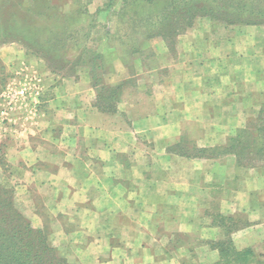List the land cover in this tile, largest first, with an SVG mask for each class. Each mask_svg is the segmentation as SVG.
Here are the masks:
<instances>
[{
  "label": "crops",
  "instance_id": "1",
  "mask_svg": "<svg viewBox=\"0 0 264 264\" xmlns=\"http://www.w3.org/2000/svg\"><path fill=\"white\" fill-rule=\"evenodd\" d=\"M202 18L191 27L192 29L187 34L180 36L176 45H172L170 41L162 37L144 40L140 43L141 51L147 50L152 53L156 70L167 71L160 83L157 80L154 81L153 86L160 84L161 88L158 93L154 91L151 93L148 88L143 92L144 96L146 95L149 101L154 103L153 112L132 116L130 109L144 107L139 98L136 101L120 103L118 113L100 111L93 104V98L96 95L94 88L88 85L87 87L80 86L78 81L66 78L65 88L71 91L68 92L66 89L69 95L58 94V101L52 100L57 103L54 114H52L53 118L58 121L53 125L57 124L67 130L70 126V116L74 113L77 124L74 135L55 136L52 129L54 127L41 121L39 122L41 128L39 126L36 128V134L31 135L32 132L25 129L22 136L24 134L26 136H21V140H18L20 136H15L17 137L15 151L18 152V157H24L22 155L24 153L23 143L28 148L26 150L29 154L27 168L34 177L32 180L34 185L38 184L39 177H41L40 179L43 180L39 184L50 186L52 190L60 191L61 189L66 193L65 186L74 191L79 189L84 200H80L77 204L86 203L92 207H98L103 200L107 199L108 204L123 207L153 206L179 208L181 212L188 210L190 214L184 216V213L177 221L186 225L183 227L186 232L198 230L191 209V207H196V189H199L200 193L205 196L203 202L197 200V204L210 207L212 202L209 192H203L205 187L200 185L201 182L196 181L195 175L200 174V170L196 167L198 161L176 153L166 154L168 161L163 169H167L171 177L167 182L157 180L158 178L148 179V173H152L148 167L140 169L137 165V168H127L121 161H117L116 153H129V158L134 161L136 150L142 151L140 147L135 148L139 143L144 145L145 141H155L162 148L172 146L182 142L183 129H190L189 126H194L195 123L200 128L218 131V135L222 132L220 142H228V132L245 125L247 121L248 123L255 122L258 112L264 110V26L227 25L209 17ZM139 57L133 59L135 68L137 71L140 70L138 75H144L146 82H151L148 75L151 73L144 72V58L141 55ZM144 78L140 76V79ZM73 83H75L74 87ZM39 133L44 137L35 140ZM44 141L45 144L64 143L63 147L60 146L62 153L57 155L49 148L42 146L41 143ZM75 143L77 147L82 145L85 150L84 155L73 148ZM234 160H236L235 157ZM43 162L56 166V170L47 171V168L42 166ZM71 162H79L75 168L68 166L66 172L68 175H74L76 188L72 187L62 175L63 169L66 168L63 165ZM235 162L234 166L225 167V172L227 173L229 169L233 175L231 178L233 182L231 180L230 187L225 186L224 188L226 192L222 199L223 207L234 206L232 211L244 209L251 216V223L244 230L240 229L232 235V240L238 251L250 247L257 250L259 245L264 243V169L238 165ZM179 163H181L180 166ZM115 166H117L116 169ZM204 173L217 184H224L223 167H219L215 173L212 168H206L202 174ZM113 175L114 179H111L112 182L109 183V176ZM117 177L121 179L118 180ZM179 177L188 179L184 186L177 187L172 183L174 178ZM123 178L135 182L138 188L134 190H137V193L140 190L145 193L146 197L141 198L140 193L141 197L136 196V193L123 187L122 182L126 181ZM114 180L117 184L113 186L111 184ZM110 193L115 197H111ZM240 195L246 196L241 206L237 201ZM116 213L117 211L111 212L107 216H113ZM120 215L126 217L124 214L120 213ZM159 215L156 211L153 217L146 218V221L150 219L154 222ZM127 218L129 220L131 217L127 216ZM131 221L132 223L137 222L136 228H130L127 224L126 226L117 224L114 220V224L108 221L113 225L110 232L105 231L106 234L103 235L102 229L104 228H101L100 237L109 233L104 240L107 242L104 246L108 248L106 249L108 258L106 256L104 260H98V264H119V259L110 257L116 247L111 246L112 240L120 239L122 243L128 240L125 245L129 241L145 236L162 240V237L152 230L149 233L141 231L138 226L143 225V222L139 218H132ZM164 221L167 224L170 223L167 219ZM202 230L205 233L204 237L215 239L216 230L214 228ZM180 244L173 252H169L168 246L164 245V255L168 254L167 258L176 261H178L176 255L187 257L191 249L189 244ZM143 245H145L143 241L137 246L133 245L131 251L140 254V257L136 258L134 255L129 263L168 264V262L164 263V260L169 259L158 261L155 258L156 250L154 252L148 245L147 247ZM101 247L98 246V249ZM197 252L199 262L195 261V264H213L220 259V251L209 244L198 248ZM257 252L259 253V250ZM101 257L104 255L102 254ZM186 264L192 263L187 261Z\"/></svg>",
  "mask_w": 264,
  "mask_h": 264
},
{
  "label": "rangeland",
  "instance_id": "2",
  "mask_svg": "<svg viewBox=\"0 0 264 264\" xmlns=\"http://www.w3.org/2000/svg\"><path fill=\"white\" fill-rule=\"evenodd\" d=\"M51 1L54 5L53 13H51L47 19L48 34L50 30V36L56 35L59 37L61 32L69 30V28L73 26V24L70 25L66 19L61 18L59 12L61 11L63 14L70 12L72 7L76 5L75 2L79 1L78 6H76L77 9H75V17L79 15L80 11L78 9L82 7L81 5H86L88 11L95 16L98 23L97 27L92 28L91 35H93V38H98L99 36L103 39H105V35L108 30H116L115 27L117 24L113 21L114 17L111 18L110 22L108 21V17H111L110 13L119 10L123 3V0H114L113 2L112 0ZM17 2H21L24 6L30 5L39 9L46 3V0H0V14L5 12V15L8 16L12 10L17 8ZM17 14L26 19L24 17L26 16V13L23 12V9H18ZM202 17L203 16L198 17L196 22L202 20ZM15 20L19 19L16 18ZM0 21H2L1 18ZM35 23L36 19L34 25ZM37 24L42 26L44 23L41 19H38ZM38 25H36V27H38ZM121 26L126 28L125 25ZM190 29L192 28H187L179 36L170 40V43L172 45H176L180 36L187 34ZM97 43L98 42L95 44ZM116 43L120 48L119 50H122L119 42L117 41ZM116 50L117 48L115 47L106 49L105 52H103L105 55L104 58L102 57L101 60H98V66L96 69L97 75L95 76L92 71L93 68H90L89 66H74L71 63H60L54 54H47L46 49H44L42 45H39L38 47L36 44L30 42L28 43L22 40L21 37H17L12 34L0 39V188L5 187L8 193V198H10L13 202L14 207L31 222L34 228L43 229L46 233H48L52 243L71 264H98V260L102 261L106 256L108 258V255H106V249L108 250V248L107 246H104L107 242L104 240L109 236V233H107L106 236L100 237L101 228H104L102 229L103 235L106 234V232H110L111 228H113V225L110 222L113 223V220L117 224H124L125 226L127 224L130 228H136L137 222L132 223V218H139L143 222V225L138 226L141 231L149 233L152 230L158 236L162 237V240L159 241L160 239L155 240L145 236L139 238L138 240L135 239L134 241H129L130 243L127 242L126 245L125 243L128 240H125V243H122L120 239L112 240L113 244H111V246L116 247L113 249L114 251L112 254L110 253V257L119 259V264H132L129 262L130 259L134 258V255L136 258L140 257V254L133 253L131 249L133 248V245L137 246L141 241L144 242L146 247L148 245V247H150L154 252L156 250L155 258L158 261L165 258L169 259L168 261L164 260V263L168 262V264H186L187 261L192 264H195V261L199 262L197 250L207 244L214 248H216L218 244H221V247L216 249L219 251L224 250L226 254L224 257H227L226 261L222 264H264V243L259 245L257 249V251L259 250V253H257L258 255L256 254L254 258L250 255L244 254L246 249L240 250L239 252L242 255L237 254L236 256V253H234L236 252L234 251V243V248L230 247V240H232L231 236L240 229L244 230L247 225L251 223V216L246 213V210L235 209V211H232V209L234 210V206L227 207L226 205V208L223 207L224 204L222 199L224 192H226L224 191V188L225 186L230 187L231 180L233 182V179H231L233 175L229 169L226 173L225 167H230L231 165L234 166V161H236L234 160V155H224L213 159L189 157L194 161H198L196 167L200 170V174L195 175L196 181L201 182L200 185L205 187L202 191H208L212 199L210 207H203L202 205L197 204V200L203 202L205 196L200 193L199 189H196V207H191V209L192 214L196 219V227L199 229L196 231L192 230L190 232H186L184 230L183 227L186 225L177 221L184 213V216L189 215L190 211L188 210L181 212V210L179 211V208H162L153 206L123 207L119 205H110L108 204L107 199L103 200L98 207H92L90 205H86V203L77 204L80 200H84V196L79 189L74 191L71 188H67L68 186H65L67 189L66 193L61 189L60 191L52 190V188H49L50 186H42L39 184L42 182L41 180H43L40 179L41 177H39L38 181L39 186H37L38 184L34 185L35 183L32 181L34 180V177L30 174L31 171L27 168V158L29 154L26 150L28 148L25 143H23L22 151L24 153H22V155L24 156V159L18 157V152L15 151V140L17 138L15 136H20L18 140H21L22 137L26 136L25 134L22 136L25 129H28V131L30 130L32 132L30 133L31 135L36 134V128L39 126V122L41 121H45V123L50 124L49 126L52 125L54 127L52 129L53 135L55 136L74 135L76 130L75 126L77 125L76 115H74V113L70 116V126L67 130L57 124L53 125V123L58 121L53 118L57 103L52 102V100L55 99L58 101V94L64 95L65 93V96H67L69 95L67 91H71V89L68 90V88H65L66 78L78 81L81 84L80 86L87 87L88 85L94 88L96 95L93 98V104H98V100H100L103 105L110 108L109 111L104 112L118 113L120 110V103L124 101L131 102V100L136 101L138 98L141 102H143L144 107H135L134 109H130L132 116L135 117L153 112L155 105L149 101L146 95L144 96L143 92L148 88L151 93H153V91L154 93H158L161 87L160 84L153 86L154 81L157 80L160 83L167 71L156 70V63L152 58L153 55L150 51L144 50L140 54L131 56L129 59L127 58L126 61H123L120 59V56L118 55L119 52ZM140 55L144 58V72L151 73V75L148 74L150 76L149 79H151V82L148 81L149 83L146 82L144 75H138L140 70L137 71L135 68L133 59L140 58ZM68 58V61L73 60L72 55ZM140 76L144 79H140ZM75 83L72 84L73 87L75 86ZM119 85L123 87L121 90L117 91L115 96H113L108 86L116 87ZM21 89L26 91V97H21L17 94V91ZM57 89L60 90L58 91ZM74 91L75 94H77L76 90ZM99 96L100 98H98ZM142 98L146 101V103ZM62 100L65 101V99ZM98 109L102 111L100 108ZM257 115L258 119L256 118V121L252 122V124L264 128V110L258 112ZM116 122L117 121H115V123ZM245 125H248V121L245 122ZM245 125L238 126L234 131L228 132L229 137L231 135H235L238 129L244 130L247 128L249 130L248 133L254 131V128ZM39 127L41 128V125ZM189 127L190 129H183V136L181 140V144L185 145L187 149L193 146L198 148H213L215 146L228 144V142H220V134H222V132L218 135V131L200 128L196 123L194 126ZM262 134H264V131ZM43 137L44 135L39 133V136H37L35 140ZM45 143L46 142L44 141L41 145L49 148L57 155L62 153L61 147H63L64 143H61L60 145H55V143L50 142L47 144ZM143 143L144 145L139 143L138 146H135L136 149L140 147V150L142 151L140 152L139 149L136 150L134 161L129 158V153L120 152L116 153L117 161H121L127 168H137V165L140 169L148 167V169L152 172L148 173V179L158 178L157 180L169 182L171 177L166 171L167 169L163 168L167 166L168 160L166 158V154H175L173 151L168 152V149L170 147H174L176 144L172 146L168 145L165 149L158 146L155 141H145ZM73 148L79 150L81 155H84L85 150L82 145H78L77 147L75 143ZM189 153L194 154V151H189ZM254 162H256V167L260 168V170H262L261 168L264 169V159ZM235 163H237V161ZM78 165L79 162H71L70 164L63 165L66 168L63 169L62 175L74 188L77 186L74 175H68L66 172L68 171V166H70V168H75V166ZM178 165L180 166L181 163ZM243 165L251 166L248 163ZM42 166H45L47 171L49 170L50 172L56 170V166L46 162H43ZM219 167H223L224 169V174L222 175L225 177L223 182L224 184L222 185L212 181L211 177H208L206 173L202 174L206 168H212L215 173ZM116 168L117 166H115V169ZM74 171L76 172L75 169ZM117 178H119L118 180L121 179L120 177ZM109 179V183L112 182L111 179H114V175L109 176ZM174 181L171 182L177 187H181L185 185L184 183L187 182L188 179L179 177L174 178ZM114 184H117L116 180H114L111 185L114 186ZM122 186L128 191L136 193V196H140V193L142 195V197L140 196L141 198L146 197L145 193H142L140 190L139 193H137V190H134L138 187L133 181L130 182V180L127 179L122 182ZM110 195L111 197H115L112 193H110ZM0 196V203H2L3 197L1 192ZM238 198L239 199L237 201L241 206V204H243L246 200V196L240 195ZM6 202H8V199L5 200V203ZM103 202H105V205H103ZM123 210L125 212H123ZM116 211L117 213L113 216H107L108 213H114ZM156 211L160 214L159 217L156 218L154 222H151L150 219L147 222L146 218H149L150 216L153 217ZM120 213L126 215V217H122ZM229 215H235L241 221L232 225V222L227 220V216ZM127 216L131 218L128 220ZM164 219L169 220L170 223H165ZM204 228H214L216 230V233H214L215 239L211 240L204 237L205 233L202 230ZM228 230L230 231V234L227 233ZM135 241L137 242L135 243ZM180 243H184L185 245L189 244L191 249L187 257H180L179 255H176L178 260L176 261L167 258L168 254L167 256L164 255V245L168 246L169 252H173L178 245H181ZM98 246L102 247L98 249ZM102 254L104 257H101ZM128 254H132V256H129ZM152 254L154 255V253ZM171 255L173 254L171 253ZM110 257L109 259H112ZM220 258H222L221 254ZM244 259L248 260L247 263H245ZM249 259L251 260L250 263ZM219 262L220 259L213 264H217Z\"/></svg>",
  "mask_w": 264,
  "mask_h": 264
},
{
  "label": "trees",
  "instance_id": "3",
  "mask_svg": "<svg viewBox=\"0 0 264 264\" xmlns=\"http://www.w3.org/2000/svg\"><path fill=\"white\" fill-rule=\"evenodd\" d=\"M75 3L70 12L65 14L59 12L61 18L66 19L73 26L61 32L58 37L50 36V30L48 34L47 19L54 8L51 0H46L39 9L17 2V8L8 16L5 12L0 14L2 20L0 39L12 34L38 47L42 45L46 53L54 54L60 63L89 66L93 68V74L96 76L98 60L104 58L103 52L106 49L116 47L120 59L126 61L127 58L142 52L140 48L142 41L156 37L170 41L192 27L200 16L227 25H264V0H123L120 9L110 13L111 17H108L109 22L114 17L116 30H108L105 39L99 36L93 38L92 28L98 26L95 16L88 11L86 5H81L82 7L78 9L79 15L75 17V9L79 1ZM18 9H23L26 19L17 14ZM16 18L19 20H15ZM38 19L43 21L42 26L37 24ZM121 25H125L126 28ZM117 41L122 50H119ZM96 42L98 43L95 44ZM70 55L73 57L72 61H68ZM122 87L108 86L113 96ZM95 105L102 111L110 110L100 100ZM247 126L254 128V131L248 133L247 128L238 129L235 135L229 137L227 145L213 148L193 146L187 149L178 142L174 147H170L168 152L207 159L234 155L238 164L248 163L256 166L254 161L264 159V134H262L264 128L252 123H248ZM189 151H194V154ZM0 192L3 197L0 203V264H71L52 243L48 233L43 229L34 228L31 222L14 207L5 187L0 188ZM7 199L8 202L5 203ZM227 220L232 222V225L241 221L235 215L227 216ZM229 232L228 230L227 233L230 234ZM233 243V240H230L232 248H234ZM218 247H221V244L216 248ZM234 251L236 256L242 255L236 248ZM257 253L255 248H248L244 252L245 255L253 258ZM220 254L222 258L217 264H222L227 258L224 257L226 256L224 250L220 251ZM247 261L246 259L245 263Z\"/></svg>",
  "mask_w": 264,
  "mask_h": 264
},
{
  "label": "built area",
  "instance_id": "4",
  "mask_svg": "<svg viewBox=\"0 0 264 264\" xmlns=\"http://www.w3.org/2000/svg\"><path fill=\"white\" fill-rule=\"evenodd\" d=\"M17 94L20 95L21 97H26V96H25L26 91H25L24 89L18 90V91H17Z\"/></svg>",
  "mask_w": 264,
  "mask_h": 264
}]
</instances>
